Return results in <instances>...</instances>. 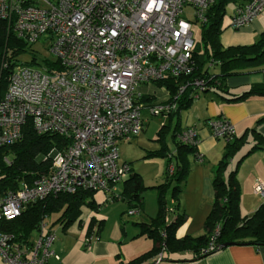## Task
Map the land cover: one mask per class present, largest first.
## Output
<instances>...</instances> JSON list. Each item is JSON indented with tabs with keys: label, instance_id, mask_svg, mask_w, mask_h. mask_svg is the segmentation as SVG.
<instances>
[{
	"label": "built area",
	"instance_id": "2783aa9c",
	"mask_svg": "<svg viewBox=\"0 0 264 264\" xmlns=\"http://www.w3.org/2000/svg\"><path fill=\"white\" fill-rule=\"evenodd\" d=\"M215 1L0 0V19L30 44L46 39L59 61V67L15 66L0 99V148L21 140L30 123L38 133H57L69 140L50 151L49 171L0 194V219H15L33 202L79 188L103 190L111 199L131 171V164L121 158V141L143 132L144 110L167 116L178 106L175 101L144 102L139 87L193 73V24L207 22ZM263 11L264 0L237 3L230 26L242 28ZM193 83L191 95L198 98L206 89L205 79L197 77ZM189 84H179L176 97ZM208 126L217 139L229 143L235 138V126L225 116L209 119ZM178 139L195 147L200 143L193 126L182 129ZM195 160L204 161L200 150ZM169 171H175L173 163ZM254 192L264 198L263 179L255 181ZM93 229L98 231V224ZM220 231L217 225L203 253L220 249ZM56 238L47 216L29 243L0 231V255L8 264H51L52 258H60L53 248ZM165 254L163 241L154 264L164 261Z\"/></svg>",
	"mask_w": 264,
	"mask_h": 264
},
{
	"label": "trees",
	"instance_id": "16d2710c",
	"mask_svg": "<svg viewBox=\"0 0 264 264\" xmlns=\"http://www.w3.org/2000/svg\"><path fill=\"white\" fill-rule=\"evenodd\" d=\"M238 0H216L208 10V20L202 26V38L205 42V52L201 53L195 45L194 58L196 66L188 76H166L156 81L157 86L164 87L169 91V97L165 102H177V109L169 114L167 125L159 130V140L162 147L158 150L149 151L148 156L168 157L170 160L174 156L170 153L167 146V133L170 130V124L175 121L172 126L171 137L175 141L178 153L175 154L177 163L174 164L175 171L170 173L169 165L166 169L165 183L151 187L158 191L159 212L151 222H142L141 227L143 233H147L154 240V248L141 255L140 257L129 262H120L119 264H138L148 257L156 256L162 249V242H166V254L172 251L182 249H192L195 252L196 260L204 258L212 253H203L211 240L214 229L217 225H221V231L216 241L222 245L229 242L230 244H255L264 245V204L250 217H241L239 211V183L235 174V170L229 173L226 178L224 170L228 162V158L234 150L239 146V138H234L227 143L226 152L220 160L213 184L215 188V199L213 206L205 221L208 231L199 236H191L189 234L183 237L176 236V230L186 219V214H179L173 221L167 220V199L166 193L169 188H173V196L178 200L179 192L182 189V183L187 179L189 173V164L187 156L195 154L198 150L195 146L182 143L178 139V134L184 129L182 127V112L190 107L196 99L191 95V91L195 89L193 83L197 77L205 79V91L222 90L227 77L240 74L245 68L258 66L264 62V31L259 39L251 45H234L225 47L220 35L223 30L222 19L226 13L228 2ZM31 46L26 40L19 38L9 27L4 19H0V99L4 96L11 73L15 66L19 64L20 54L26 52ZM33 60L36 58L33 57ZM59 67V61H50ZM190 83L187 89L178 97H176L179 84ZM204 91V92H205ZM264 95V86L259 84L251 90L239 97L230 100H239L252 94ZM152 96H145V102H154ZM24 134L21 140L15 144L0 148V194L7 190L16 189L22 181H32L41 173L47 172L52 164L51 158L48 156L54 146L61 147L67 144L69 140L57 133H38L33 125L27 124L24 127ZM257 142L252 150L264 148V134H256ZM12 155L10 163L4 161L7 154ZM40 156L45 157L44 160ZM130 163V162H129ZM123 190L119 194L112 193L110 201L123 199L127 200L130 208L138 209L143 207L142 193L146 190L142 175L134 170L122 182ZM97 191L85 190L82 188L74 192H64L58 195H51L45 199L38 200L29 204L22 213L15 219H0V231H6L16 234L17 239L22 242H31L33 235L40 228V224L45 217H51L55 213H60L57 221L63 224V228H67L74 222L81 223V216L86 210H98L99 204L95 199ZM139 210V209H138ZM51 223V220H50ZM98 224V231L102 227V221L92 218L89 232L93 226ZM54 223H51L53 227ZM97 231V232H98ZM163 231L167 235L163 236ZM220 250V249H219ZM166 254L164 260H166ZM154 261L150 264H154Z\"/></svg>",
	"mask_w": 264,
	"mask_h": 264
},
{
	"label": "crops",
	"instance_id": "0c3cea01",
	"mask_svg": "<svg viewBox=\"0 0 264 264\" xmlns=\"http://www.w3.org/2000/svg\"><path fill=\"white\" fill-rule=\"evenodd\" d=\"M244 1L246 0L233 2L234 7L228 22L225 21L223 24L224 17L222 19L223 30L220 40L225 47L251 45L259 39L264 31V11L253 22L242 28L230 26L237 3ZM259 84L264 86V62L258 66L247 67L240 74L227 77L223 84L225 89L207 90L196 98L189 108L183 110L182 127L193 126L197 129L200 138L197 149L204 154V161L197 162L194 153L187 156L189 173L187 179L182 183L180 194V197H184L185 201L180 200V203H175L176 210L168 211L167 215L168 222H171L179 214H186L185 222L176 230L177 237H183L186 234L196 237L208 231L205 221L215 199L213 179L227 146L226 141L217 139L211 134L208 126V121L211 118L227 117L235 126V138H239V146L228 158L224 175L228 178L229 173L235 170L239 183L241 217L252 216L264 204V198L254 192L255 181L259 178L264 180V148L250 151L257 142V132L264 134V95L255 93L239 100H230L243 95ZM140 93L142 101L145 96H152L156 102L165 101L170 95L166 88L156 85L147 86L146 91H140ZM164 118L166 122L163 125L170 123L169 115ZM148 122L146 121L143 130L144 135L137 136V140L142 144L148 142V139H153L147 136L149 135L147 133ZM174 122L170 124V130L167 133V146L174 156L171 160L167 156L159 157L161 161L160 173L162 174L147 179L143 172L133 166V160L123 158L121 155L123 160L130 162L134 170L142 175L144 184L148 183L149 188L162 184V178L166 176L168 165L171 162L177 163L175 154L178 153V149L171 137ZM131 140H122L121 143ZM144 147L147 151H153L160 149L162 144L156 143V146H151L153 148L146 145ZM152 189L148 195V191H143V207L138 208L139 212L130 214L129 211L132 208H130L129 202L122 199L124 202L118 203V211L112 212V217L115 219L113 223L109 221L110 215L107 211H100L105 204L103 201L106 199L103 190H97L95 193V199L99 204L98 211H84L81 223L76 221L67 228H63V224L57 221L60 213L53 214L51 217H54L50 219L51 223H54L53 229L58 223L61 224L59 229H56L57 238L53 244V248L60 258H52L51 264H119L122 261L134 260L151 251L155 245L154 240L147 233H143L141 223L151 222L159 212L158 191L155 188ZM170 189L167 192H170ZM122 190L123 183H120L114 192L119 194ZM99 191L104 194L98 196ZM107 201L109 200L106 199ZM129 214L132 217H129ZM94 217L102 221L103 224L100 231H94L92 228V231L89 232L90 223ZM195 256L192 249L176 250L167 253L166 260L160 264H194L197 261ZM155 258L156 256L148 257L138 264H150ZM198 260H201L203 264H264V245L231 244ZM0 264H8L1 255Z\"/></svg>",
	"mask_w": 264,
	"mask_h": 264
},
{
	"label": "rangeland",
	"instance_id": "374dc122",
	"mask_svg": "<svg viewBox=\"0 0 264 264\" xmlns=\"http://www.w3.org/2000/svg\"><path fill=\"white\" fill-rule=\"evenodd\" d=\"M234 7V3L233 2H228L227 6H226V13L223 19V24L225 21L228 22L229 18H230V14L233 10ZM189 16L190 19H193L194 16L193 14L187 10V17ZM193 30H194V38H195V45L197 46V49L199 50V52L204 53L205 52V42L202 38V32H203V28L202 25L200 23H194L193 24ZM31 46H29L30 48L26 51L23 52L22 54H20L19 57V64L20 65H27L30 67H49V62L50 61H56L57 57L56 55H54L50 49H49V43L46 39L42 38L41 40H39L38 42L34 43V44H30ZM35 57L36 59L33 60L32 58ZM157 84L156 83H150V84H144L141 85L139 87V92L140 91H146V87L147 86H154ZM160 87V86H158ZM164 88V87H163ZM164 91V90H162ZM166 92V91H164ZM159 97V96H158ZM159 102H164V101H154V103H159ZM145 114L143 115L144 118L149 121L148 122V129L147 133L150 136L149 138H153V139H148V142H144L143 144L137 140L138 137H134L130 142L129 141H123L122 143H120V154L122 155L123 158H126L128 160H133V166L135 168H137L139 171L143 172L145 178L147 179H151L154 178L156 176H158V174H162L160 173V168H161V161L159 159L160 156H148L149 151H147V149H145L144 145L149 146V148H153L154 146H156V143H161L159 140V130L163 127V124L166 122L165 120V116L164 115H152L150 114L147 109L145 110ZM144 132L141 133V135ZM157 134V135H156ZM154 136V137H153ZM153 146V147H151ZM5 157L9 158L10 160H12V155L9 153L7 154ZM41 160H44L45 157H40ZM5 161V159H4ZM6 162V161H5ZM1 169V166H0ZM162 182L165 183L166 178L163 177L162 178ZM150 182V181H147ZM148 183H145V186L148 187L147 185ZM152 188H147L145 190V192H147V195L149 194V191H152ZM105 192V191H104ZM182 191L179 192V199L177 200L174 196H173V188L171 187L170 192H167V200H168V204H167V211H175L176 207H175V203H180V200L183 202L185 201L184 197H180ZM169 193V194H168ZM101 194H104L103 192H98L97 195L101 196ZM105 198H108V194L105 192ZM106 199L103 201V207L100 211H107L110 215L109 217V221L111 223L114 222V218L112 217V212L113 211H118V203H123L124 201L122 199H118L115 201H107ZM114 203V204H113ZM89 211V210H86ZM94 211H98V210H94ZM100 213V212H99ZM54 217V216H53ZM53 217H51L50 219H52ZM129 217H132V215L129 214ZM61 226L60 223L57 224V226L55 227L54 230H58L59 227ZM75 227L77 225H74ZM56 230V232H57Z\"/></svg>",
	"mask_w": 264,
	"mask_h": 264
},
{
	"label": "water",
	"instance_id": "95a60500",
	"mask_svg": "<svg viewBox=\"0 0 264 264\" xmlns=\"http://www.w3.org/2000/svg\"><path fill=\"white\" fill-rule=\"evenodd\" d=\"M229 245H231L229 242L223 243V244L221 245L220 249H222V248H224V247H227V246H229Z\"/></svg>",
	"mask_w": 264,
	"mask_h": 264
}]
</instances>
